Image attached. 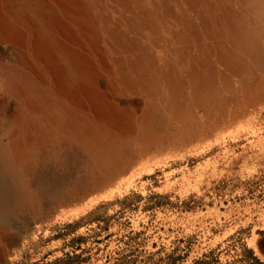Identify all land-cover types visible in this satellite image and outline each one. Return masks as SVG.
Listing matches in <instances>:
<instances>
[{
	"label": "bare ground",
	"instance_id": "1",
	"mask_svg": "<svg viewBox=\"0 0 264 264\" xmlns=\"http://www.w3.org/2000/svg\"><path fill=\"white\" fill-rule=\"evenodd\" d=\"M0 90L1 112L23 108L16 164L38 135L98 145L158 111L209 141L264 103V0H0Z\"/></svg>",
	"mask_w": 264,
	"mask_h": 264
},
{
	"label": "rangeland",
	"instance_id": "2",
	"mask_svg": "<svg viewBox=\"0 0 264 264\" xmlns=\"http://www.w3.org/2000/svg\"><path fill=\"white\" fill-rule=\"evenodd\" d=\"M22 115L18 102L0 111V264H63L64 252L78 264H168L160 257L174 248L187 252L176 264H264V103L209 141H185L186 126L158 111L147 128L98 145L38 135L16 164L3 152ZM3 185L21 187L16 204Z\"/></svg>",
	"mask_w": 264,
	"mask_h": 264
},
{
	"label": "trees",
	"instance_id": "3",
	"mask_svg": "<svg viewBox=\"0 0 264 264\" xmlns=\"http://www.w3.org/2000/svg\"><path fill=\"white\" fill-rule=\"evenodd\" d=\"M93 212V211H92ZM90 213H88L89 216ZM74 224H78L77 222H73V223H68L66 224V226L70 227V226H74ZM135 234H139V233H135ZM136 236V235H135ZM82 237H78L77 240H81ZM74 239H72V241L70 242V246L73 247V241ZM258 245L260 247V249L264 252V237L262 239H260L258 241ZM81 249L80 248V244H78L77 246L74 247V249ZM159 251L156 252H151L150 253V258ZM248 255L255 261H257L258 263H262L259 261V258L255 255V252L252 249H248L247 250ZM187 254V252L184 253L183 256H181V254H176V248L172 249L170 252H167L164 254V256L160 257V260L162 261H166L168 264H176V261L182 259L185 255ZM213 254V250L210 251L209 253H204L202 255V257L208 256ZM78 257V254H70L69 252H64V255L62 257L57 258L56 260L58 262H62L63 264H78L79 261H75L74 258ZM126 258V255L124 257H122V259L124 260ZM203 259L197 260L196 262H202ZM131 263H136V259H131L129 260Z\"/></svg>",
	"mask_w": 264,
	"mask_h": 264
},
{
	"label": "water",
	"instance_id": "4",
	"mask_svg": "<svg viewBox=\"0 0 264 264\" xmlns=\"http://www.w3.org/2000/svg\"><path fill=\"white\" fill-rule=\"evenodd\" d=\"M21 236H22V234L19 231L15 232V236H14L15 240H14L13 244L10 245L5 251V256L6 257L10 256V254L14 251V249L18 247L19 239H20ZM3 264H7V261L5 260L3 262Z\"/></svg>",
	"mask_w": 264,
	"mask_h": 264
}]
</instances>
